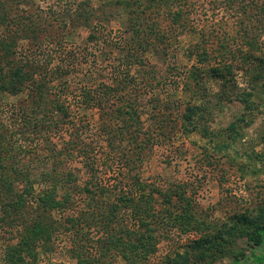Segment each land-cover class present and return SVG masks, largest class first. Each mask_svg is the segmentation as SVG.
Masks as SVG:
<instances>
[{
  "label": "trees",
  "instance_id": "1",
  "mask_svg": "<svg viewBox=\"0 0 264 264\" xmlns=\"http://www.w3.org/2000/svg\"><path fill=\"white\" fill-rule=\"evenodd\" d=\"M226 3L229 7L237 4L244 15L239 36L232 44L218 38L213 47L200 33L189 56L197 65L209 67L193 65L186 71L181 88L185 94L179 101L183 111L178 119L181 134L197 133L215 153L224 154L235 148L241 125L249 124L248 116L257 107L251 97L257 90L263 93L264 112V2ZM190 5V0H106L103 7L109 11L101 18L106 10L102 5L93 9L89 0L74 1L67 14H52L51 8L44 12L34 0H0V94L25 96L8 125L0 120V225L14 241L5 245L2 264H36L38 253H50L59 236L86 250L98 248L103 256L117 252L125 264H149L158 243L171 238L172 232L197 237L167 253L163 264H216L223 259L228 264H264V200L219 221L220 225L204 223L196 217L199 214L184 184L164 189L133 173L147 149L175 134V126L164 121H159L153 134L143 129L141 112L134 105V77L123 74L117 84H103L102 92L85 88L79 97L68 81L81 66L75 51L64 46L63 35L69 29L88 28L87 42H96L100 36L110 44L102 28L119 23L123 32L118 40L120 61L146 71V54H156L191 30ZM161 16L166 17L167 25L162 24ZM211 61L217 62L211 65ZM238 71L248 78L249 91L236 93ZM204 76L220 82L216 96L207 91ZM70 96L99 109L106 146L123 158L129 183L110 187L100 183L90 154L93 146L83 139L84 127L71 117ZM223 100H238L244 112L225 129L209 131L203 127L204 114L211 116ZM158 108V103L152 107ZM155 114L169 118L160 111ZM26 133L44 138L48 146L50 164L37 176L16 155V142ZM75 159L82 160L88 175L81 188L71 172ZM38 181L42 186L36 192ZM79 194L82 207L66 215L75 208ZM77 264L88 261L78 258Z\"/></svg>",
  "mask_w": 264,
  "mask_h": 264
},
{
  "label": "rangeland",
  "instance_id": "2",
  "mask_svg": "<svg viewBox=\"0 0 264 264\" xmlns=\"http://www.w3.org/2000/svg\"><path fill=\"white\" fill-rule=\"evenodd\" d=\"M34 1L44 12L52 9V14L61 11L67 14L71 3L81 0ZM89 1L93 9H98L102 5L101 8L106 10L100 15L101 18L108 13L109 10L103 7L106 0ZM190 1L191 5L187 13L189 12L191 30L179 34L177 40L165 49H159L156 54H146V71L142 68L138 70L137 67L129 68L125 61H120L121 44L118 40L122 39L123 32L119 23H107L103 30L101 29L110 44L105 43L100 36L99 41L87 42L91 31L88 28L81 26L69 29L65 36L63 35L64 46L75 51L81 66L76 73L69 76L68 81L73 87V93L76 92L79 97L85 88L102 92L103 84H117L123 74L129 73L134 77L136 91L134 105L141 112L143 129L153 134L160 124L159 121H164L167 126H175V134L163 140L159 139L158 143L147 149L142 156V163L138 164L133 173L141 181L155 183L164 189L173 184H184L189 190L188 193L192 195L189 200L199 214L196 216L199 217V221L218 222L220 225L219 221L224 222L236 212L252 209L264 200V112L261 96L263 93L257 90L251 97V102L257 107H254L248 116L249 124L247 126L242 124L239 128L240 137L235 143V148L227 154L215 153L212 146L206 144L205 139L201 140L197 133L186 136L179 132L178 119L183 111L179 101L183 100L185 94L181 88L184 84L183 78L186 79V71L193 65L201 69L209 67L197 65L195 59L190 58L191 48L198 40L200 41V33L208 44L214 45L213 47L218 38L232 44V40H236L239 36L242 16H244L236 9L237 4L229 7L226 5V0ZM253 1L264 2V0ZM159 19L163 25H167L166 17L161 16ZM216 62L211 61L210 64L215 65ZM247 80L242 72L235 73L236 93L249 91ZM204 83L211 96H216L215 93L220 90V82L204 76ZM23 98H25L23 95L12 97L0 94V120L5 125H8L11 114L14 115V111H18L17 108ZM69 103L71 117L84 127V141L93 146L90 154L98 167L100 183L108 187L119 182L123 185L129 183L130 181L125 179L128 170L125 168L123 158L112 152L114 149L106 146L104 132L100 129L99 109L86 106L78 98L74 100L72 96ZM157 103L159 108L153 110V105ZM155 110L164 113L170 120L155 114L158 112ZM243 112V105L238 100L232 102L223 100L211 116L204 114L203 127H207L209 131L223 130ZM153 113L155 117L152 116ZM176 120L177 124H175ZM15 146L16 155L23 160L21 164L30 165L31 175L37 176L42 167L50 164L47 157L49 150L44 138L26 133L24 138L17 140ZM203 147H206V151H202ZM35 160L41 161L42 164L38 166ZM71 167V172L78 177L77 185L81 188L88 179L82 160L75 159ZM41 186V181H38L35 184V191H39ZM80 197V194L75 196L76 206L66 215H72L73 210L82 207ZM170 237L158 243L155 254L148 260L149 264H163L167 253L179 249L196 238L197 234L179 235L172 232ZM11 240V233L3 232L0 225V264L3 263L5 245L14 242ZM53 246L54 249L50 253H38L36 264H77L78 258L87 259L88 264H125L117 252L103 256L100 249H94L92 246L86 250L85 246L79 247L63 236L56 237ZM228 262V259H223L216 264H228Z\"/></svg>",
  "mask_w": 264,
  "mask_h": 264
}]
</instances>
